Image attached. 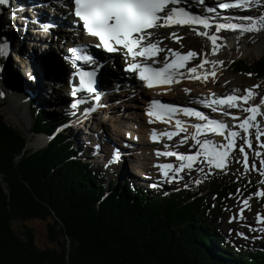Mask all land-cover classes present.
Returning a JSON list of instances; mask_svg holds the SVG:
<instances>
[{
    "label": "trees",
    "instance_id": "1",
    "mask_svg": "<svg viewBox=\"0 0 264 264\" xmlns=\"http://www.w3.org/2000/svg\"><path fill=\"white\" fill-rule=\"evenodd\" d=\"M229 67L262 80L264 54ZM28 104L33 135H51L52 115L36 100ZM26 141L0 115V264H264V243H233L219 229L224 206L256 192V180L232 170L147 196L128 180L115 186L116 177L78 157L68 135L53 134L35 150ZM201 188L206 194L195 196ZM33 218L47 220L55 246L40 249L30 228L14 226Z\"/></svg>",
    "mask_w": 264,
    "mask_h": 264
},
{
    "label": "bare ground",
    "instance_id": "2",
    "mask_svg": "<svg viewBox=\"0 0 264 264\" xmlns=\"http://www.w3.org/2000/svg\"><path fill=\"white\" fill-rule=\"evenodd\" d=\"M43 1H46V0H43ZM214 1L218 2L219 0H214ZM240 1L241 0H235V2H233L235 3L233 9L229 11L228 9L220 10L217 4L215 5L211 4L208 2V0H185L184 2L182 1L180 2L178 0L172 1V5H175V6L182 5L183 7L193 10L194 14L199 19H201L200 25L186 26V25H182L180 21L179 23L178 21H170L169 24H167L166 22L160 20L156 22L155 26H153L151 29H149L148 31H146L145 33L141 35V38H142L141 42H142V45L145 47H153V48L158 49V56L154 58L153 60H160L165 55L170 54L171 50H176L174 47L175 42L171 41L169 39L170 37L171 38L177 37L179 34H184L191 41H196V40L202 41L207 36V38L210 40L211 48L214 54L210 56L208 59L200 60L201 58L199 59V56H198L199 51L197 49L192 50L187 61L183 63L182 65L177 66L175 69V73L177 72L181 73V76L184 78L183 82L178 85L163 88L164 93L168 97L170 96V97L176 98V96L179 93V90H184L185 93H184L183 98L188 97V99H190L194 103H198L197 102L198 100L203 99L204 101H207V103H210V104H213V101H212L213 97H215L216 99L217 98L227 99L229 97L237 96V98H240L241 100H244L246 102L241 104L242 108L236 107L237 103L233 102L235 106L232 107L231 109H228L232 111V113L228 112L227 117H229L231 121L233 120L235 122H236L235 119H238V120L239 119L242 120L243 118L244 119L242 120V122L239 123V125L236 123H232V126L230 127L233 129L240 128V124H241V126L244 127V129H247L248 131L253 132L254 130L252 129L253 127L251 126V123L254 121L255 122L259 121L258 114L259 116H262V114H264V110H262L260 106L256 104V102L259 101L257 99L258 98L257 91L254 92L251 89H249V90L244 91L243 94L240 93L239 91H233L232 87H230L231 82H228L225 84V87H227L228 91H226L222 95H221L222 92L216 93V91H218L216 87L214 89V92H215L214 94L211 93L210 91H209L210 93L201 94L200 92H197L194 89L189 90L192 84H196V85L200 84L201 87L205 85V87L213 88V84L215 83V81H217L224 74V71L220 68V66H217L218 63L220 62V59L222 58V56H224V53H225L224 50H221V49L219 50L217 48L219 44V40H220V37L217 34L218 32L224 31V32H227V34H230V38L227 39V43H225L224 47H226L229 51H231L233 58L242 56L247 52L248 50L247 44L244 41L245 37L250 36L252 40H256L258 37L261 36V34H264V18H259V19L256 18L255 20H252V22H250L249 24H246L245 22L241 23L240 21L241 14L239 11L241 10L251 11V8L249 7L252 5L253 2H251L250 5H248V7L241 8L240 3H239ZM7 2L9 4L4 5L5 13L2 16H0V19L3 17L5 18V21L6 20L16 21V24L23 23V25H26V26L28 22H31L29 23L31 32L19 33L18 36L14 33V35L18 37L19 39L22 38L23 36H26V38L30 40V42L33 44V48H26V49L28 50L29 55H33V54L39 55L38 56L39 62L37 64L38 67L44 68L45 70L48 71L54 65H58V68L62 70L60 60L54 57L55 50H53V48L55 47L57 50H60V48L68 49L69 47H74L81 43H85L89 45V47L91 48L93 52L96 51V54L99 53L98 45L95 42V39L91 36L84 34L80 28H74L71 30L70 29L64 30L63 28H61V31H60L61 34L56 35L57 31L60 30L58 29L60 26L58 25L60 24L59 22L57 23L55 22V25L51 27L45 26L42 22L52 19L51 18L52 14L60 15L61 13L59 12L60 10L56 11V10L51 9L48 6L47 7L43 6L42 0H7ZM40 2H41V5L38 4ZM32 4H34L35 6L32 7ZM43 10H45L47 13L45 14ZM223 11H228L230 23L220 24V23L212 22V21L229 20L227 16L221 13ZM249 16L251 17L252 15H249ZM246 18L247 17L242 19V21L245 20ZM19 19H22V21L19 22L18 21ZM202 19H205V20H202ZM251 19H253V17H251ZM207 20H210L211 22ZM62 22H64V20ZM16 24L14 26L13 24L7 25V29L13 30L14 27H16L17 30L24 29L22 27H18ZM180 26L188 28L190 32H186L185 29L180 28ZM214 29L217 31V33L213 32ZM23 31H26V30L24 29ZM0 37L3 38L6 46H8L13 53L18 52L17 50H19V48L24 49L21 43H17L14 37L9 35L7 32L1 30V28H0ZM49 38L54 40L55 43L52 45H49ZM63 39H66V41H64L65 43L64 46L61 44V41ZM242 42L244 43V45L241 44ZM51 47H52V50H51ZM8 53L9 52L7 51V49L0 43V55L2 57L3 56L5 57L6 55H8ZM141 56L142 54L140 53L139 57L137 55L135 57L139 59ZM116 57L118 59L119 65L128 61V59L126 58L125 54L123 53L121 49L117 50ZM137 59H134V60H137ZM95 60H98V61H95ZM110 63H109V66H107L108 67L107 69L115 71L116 64L113 63V65H110ZM127 63L129 64V62ZM65 65H68V64L65 63ZM93 66H95L96 72L93 78L95 81H93V83L91 84H92V87L95 88V90H94L93 95L92 96L90 95L91 97L98 98V99L101 96L104 97L105 96L104 94L101 95V93L104 90H107V92L114 91L112 93L116 95H122L121 98L124 97L127 91L128 92L134 91L135 96L136 94L138 95L137 96L138 98L136 99L132 98L131 101L134 103L123 105V107H130L132 110L131 113L127 114L128 116H122V117H127V119L129 118V120H125V121L121 119L119 120L118 117H111L109 119V123H110V120L112 121V123H110V129L113 130L114 135H115L113 136L116 137L117 139H114V140L110 139V136L107 135L108 134L107 129L103 128L105 117H100L98 120H96L94 108L87 109L80 116L83 120H86V122H89V119L90 120L92 119V123L95 124L93 125V128L90 129V127H92L91 126L92 123L91 125H87V127H89L91 131H93L94 129L98 130V132L94 133V135L92 136V139L96 138L94 141L98 142V147L96 148V151H99V153H96L98 158H100L99 156L102 150L107 149L105 146H103L104 144L107 146V143H114L116 144V147H123L124 146L122 144L123 136H126V139L129 141L126 144L128 148L135 147L134 149L136 150V152L139 153V155H141L143 158L150 156L149 158L153 160L154 163H156L157 165V168L155 170L156 172L153 173L152 176L160 175L162 173H169V174L174 173V171H172L171 169L172 163H169V165L165 167V169L162 170L158 168V161H155V157H157L160 154L158 153V150H161L162 148L160 143L164 141L163 132H167L166 131L167 129H169L168 130L169 133L173 132V130H175L174 126L171 123H169L168 126H163L162 124H160L159 121H155L152 118L146 117L141 111H139L141 108L143 109V107H141V105L139 104V101H143L144 98H147V97H149V99L157 98L158 90L144 89L139 81H137L136 79H132L131 88L126 90V92L121 91V90L117 91L116 89H114L115 84H116V83L114 84V81L116 80V78L113 77L112 75L110 76L109 74H107V72L105 73L102 71V64L99 61V59L94 58ZM3 70H5L3 67V62L2 63L0 62V72L2 73V76H4L3 78L6 79L7 77ZM16 72L17 71H13V76L11 78L12 81L11 80L10 81L13 82L16 86L21 87L23 91H25L26 88L38 85L39 83L38 78L29 76V74L27 73L28 76L26 77L29 80H26V78L23 79L21 76H19V71L18 73ZM68 76L69 75H67L65 79L64 71L62 70V80L60 81V84L56 83V87L60 88L61 85L64 86L63 92H61V94L56 95V96L53 94L51 95L52 101H56V99L60 97L58 103L65 104L64 106L66 107L70 104L68 100L64 103H62L61 101L64 100L62 95H65L68 98H70L69 93H70L72 84L68 83L67 81ZM54 79L53 78L48 79L49 83L54 82L55 81ZM8 80L9 79L7 78L6 81L9 82ZM0 86L1 87L3 86L1 81H0ZM186 86H188L189 88ZM2 88H0V94H2L1 92ZM29 92L32 94L30 95L32 97L31 100H36V103L39 105V107L43 105L42 107H44L45 109H49V107L47 106V103H49V101H47L45 98L42 99V98L36 97L37 94L38 95L45 94L44 90L41 89L39 91L37 88H30ZM203 92H206V91H203ZM79 93L81 94V89L79 90ZM79 93L77 92L76 93L77 95L75 94L76 97L77 98L83 97V96H80ZM263 93L264 91L261 92L259 96H261V94ZM7 95H9L10 96L9 98H11V104L9 105L11 111L12 112H15V110L17 111L18 102H19L17 100L18 98L13 96L12 93L11 94L7 93ZM70 100H73V99L70 98ZM81 100H84V99L82 98ZM12 101L15 103H13ZM87 102H90V100ZM87 102L80 101L77 103H73V105L71 106V109L74 110L77 107H82L83 105H86ZM224 105L228 106V104L226 103ZM243 105H246V107L243 108ZM103 106L101 105L100 109L97 112H101V114H106L105 112H102V110L104 109L102 108ZM119 106L120 105L118 104L117 107L119 108ZM250 106L252 110H254V112L251 113L250 115H248V113L243 114L242 113L243 109L249 108ZM62 107L63 106H60L58 108H62ZM208 109L210 110L211 108H208ZM236 111L239 113H237ZM182 114L183 116L189 117L184 112ZM190 116H192L193 119H197L199 115H197L196 113H192V115ZM52 119H53V115H52ZM60 119L61 117L59 116V118L56 119V123L54 124V126L57 125V122ZM203 120L204 119H201V121ZM221 121L222 120L216 121V123H218L220 126H216L215 122L213 121L212 123L205 124V126H203L205 127L203 130H196L197 136H198L197 145L200 144L201 148L205 149L206 152L207 151L211 152L214 158H216L218 162H220V160L223 159L224 155H226L225 153L227 152V149L229 147L230 138L235 136L229 131L230 127L227 126L228 124L227 122H230V120L228 119L227 122L223 123V125H221L222 123ZM191 122L195 123L194 120H192ZM260 125H262V123H260ZM66 127L68 130L71 129L72 131H75L74 133H75V136H77V140L79 137V139L88 143L87 141H89L88 139L90 138L87 139L86 137L88 135H86L84 131H82V128H78L77 121H71L68 125H66ZM80 127H82V124H80ZM178 128L179 130L183 132L182 135L186 136L183 139V142L184 141L188 142L189 140L188 136L192 131L191 130L192 127L189 126L188 123H186L184 124V126H181ZM80 131H82V134H79ZM31 133L33 134L32 131ZM39 134H42L43 137L41 138L37 136L33 140H30L31 139L30 138L29 140L26 141L25 148H27V146L30 143H34L36 145H38L39 143H43V142L48 143L44 135L46 134L49 135L50 133L49 134L39 133ZM176 134L177 132L174 133L175 137H176ZM132 136H139V137L138 139H134V137ZM69 139L71 140L72 146L78 148L77 149L79 150L78 155H80L78 157L82 158V160L86 162L87 156L82 146L80 145L78 147L77 141L75 140V138L69 137ZM263 139H264V136H263ZM102 140H106L107 142H103L104 144H102ZM152 141L154 143L156 142L159 144L154 145ZM202 141H204L207 145H203L202 147ZM170 144L174 148L179 150V151H176V153H181L184 151L187 153L186 155L181 153L182 156L180 157V160H183V161L194 160V158L196 157L195 155L196 153L193 152L194 147H191V143L190 144L188 143L184 146H181L183 144H178L177 142H173ZM107 147L110 148L109 146ZM112 150H115V148L110 149L109 151L112 152ZM198 161H199V158H198Z\"/></svg>",
    "mask_w": 264,
    "mask_h": 264
},
{
    "label": "rangeland",
    "instance_id": "3",
    "mask_svg": "<svg viewBox=\"0 0 264 264\" xmlns=\"http://www.w3.org/2000/svg\"><path fill=\"white\" fill-rule=\"evenodd\" d=\"M263 1L264 0H257L252 3L251 11H248L249 15H252L251 17H253L252 20H255L256 18H264ZM18 21L20 22L22 21V19H19ZM29 23L31 22H28L26 26L23 25V23L16 24V21H5V18L3 17L0 19L1 30L7 32L9 35L14 37L17 43H21L22 47H24V49L19 48V50H17L18 52L13 53L10 48L6 46L3 38L0 37V43L9 52L8 55H6L5 57H2L0 55V62H3V67L5 69L3 71L6 77L9 79V82H7V78H3L4 76H2V73L0 72V81L3 85V88L0 86V88H2L1 92L2 94L3 91L6 93L4 99L0 98V114L3 115L4 120L8 124H10L18 132L24 135L26 137V140H29L30 138V140H33L37 136L41 138L43 136L39 133L35 135L31 133L33 118L31 117V114L28 110L29 101L27 99L32 98L30 96L32 94L29 92V89L37 88L39 91L41 89L44 90L45 94H37L36 97L42 99L45 98L47 101H49V103H47L49 109L46 110L49 112V114L53 115L52 121L53 124H55L56 119L59 118V115H57V113L62 109L58 107L62 106V104L58 103L60 97L56 99V101H52L51 95L53 94L56 96L61 94V92H63L64 86L61 85L60 88L56 87V83L60 84V81L62 80V70L58 68V65H54L48 71L44 68L38 67L37 64L39 62V55H29L28 50L26 49L33 48V44L30 42V40L26 38V36H23L19 39L14 35V33L18 36L19 33L31 32ZM9 24H13V26L16 24L18 27H22L26 31H23L24 29L17 30L16 27H14L13 30L7 29V25ZM180 28L185 29L186 32H190L188 28L182 26H180ZM213 32L217 33L215 29L213 30ZM217 34L220 37L217 48L219 50H224L225 53L224 56H222V58L220 59L218 65H216L220 66V68L224 71V74L217 81H215V83L213 84V88L205 87V85L201 87L200 84H192L193 86L191 85V88H189L188 86L186 87H188L189 90L194 89L197 92H200L201 94L210 92L214 94V89L216 87L218 90L216 91V93L222 92V95L226 91H228L227 87H225V84L231 82L230 87H232L233 91H239L243 94L244 91L251 89L254 92L257 91V94L259 96L260 93L264 91V78L260 81H257L249 75L234 74L231 71L229 64L234 63L237 60L253 62L254 60H257V58H259L261 55H263L264 34H261V36L258 37L256 40H252L250 36L245 37L244 41L247 44V52L242 56L234 58L232 57L231 51L224 47L225 43H227V39L230 38V34H227V32L224 31H220ZM172 38L170 37L169 39L173 41ZM177 38L178 40L176 42L173 41L175 42V49L180 51H185L187 49H191L192 51L194 49H197L199 51V59L201 58L200 60L208 59L214 54L211 48L210 40L207 38V36L202 41H191L184 34H179ZM54 43L55 41L49 38V45H52ZM241 44L244 45L243 42ZM54 49L57 50L56 47L53 48V50ZM13 71H17L16 73H18L19 71V76H21L23 79L26 78V80H29L26 77L28 76L27 73L29 74V76L38 78V85L26 88L25 91H23L21 87H18L13 82H11ZM64 75H67L66 71H64ZM50 78H55V81L49 83L48 79ZM112 92H107V90H104L101 95L104 94L105 96H101L99 97V99H94L93 97H91L92 95L90 96L88 94V101L90 100V102H87L86 105H83L82 107L75 108L72 114L81 116L82 113L85 112L87 109L94 108L96 120H98L100 117H105L103 128L107 129V135L110 136V139L114 140L117 138L114 137V132L112 129H110V123H112V121L110 120L109 123V119L111 117H118L119 120L121 119L125 121L127 117L122 116H128L127 114L131 113L132 110L130 107H123V105L131 104L132 98L136 99L138 98V95H133V91H127V95L125 94L124 97L121 98L122 95H116ZM7 93H12L13 96L18 98V108L17 111L15 110V112H12L10 109L9 105L11 104V98H9L10 96L7 95ZM184 93V90H179L177 98H183ZM62 97L64 99L61 101L62 103L66 102L67 100H70V98L65 95H62ZM118 104L120 105L119 108L117 107ZM101 105H104L102 107L104 108L102 112H105L106 114H101V112H97L100 109ZM245 106L246 105H243V108H245ZM139 111H142V108ZM245 111L246 109H243V113L246 114ZM235 120L236 122L232 120V123H236L239 125V123L242 122L241 119ZM90 122L92 123V120ZM258 122L254 121L251 123V126L253 127L252 129L254 131L256 130L255 132L253 131L254 133L248 131L247 129H244L241 124L240 128L233 129L230 127L232 126V123L227 122V126L230 127L229 131L235 136L230 138L229 147L227 149V152L225 153L226 155H224L223 159L220 160V162H218L216 158H214L211 152H206V150L201 148L199 144L197 146H193V152L196 153V157L194 158V160L171 162V169L172 171H174V173L171 174L162 173L160 175L152 176V174L156 172V163H154L153 160L149 158L150 156L143 158L141 155H139V153L136 152V150L134 149L135 147L128 148L126 144L129 141L126 139V136H123V147H116V144L114 143H107V146L110 147L108 148L103 143L107 141L102 140V144H104L103 146H105L107 149L102 150L99 156L101 158L100 162H102V164L104 165V167L101 168L102 170L100 171L105 174V177L107 179L116 177V180L114 182L115 186L120 184L121 181L128 180L135 187L147 189V196H150L151 190L153 189H181L187 187V185L191 186L192 183L193 185H200L201 183H203L201 182L203 181V178L206 177L208 174L212 175L217 173L224 175L232 172L233 170L235 176L238 178L242 177V175H246L250 179L256 180L260 184V186L256 192H250L246 196L242 197L236 196L224 206L225 210L221 218L222 222L219 229L221 232H223L224 235H226V237L233 241V243L246 244L257 247L261 243H264V204L259 203V198L264 196V122H261L260 120ZM260 123H262V125H260ZM93 125L95 124L92 123V127L90 128H93ZM70 131L72 130L70 129ZM89 131L91 130L89 129ZM62 133L68 135L67 133H69V131L64 130ZM79 134H82V131H80ZM68 136L70 137V135ZM132 137H134V139H138L139 136ZM75 138L77 140V136H75ZM77 141L83 142L81 139H79V137ZM46 144L47 143L45 142L39 143L38 145L30 143L27 146V149L35 150L41 148ZM77 145L78 147L80 146L78 142ZM203 145L207 144L202 141V147ZM114 148H118L119 151H109L110 149ZM206 192L207 190L205 188H201L195 196H203L204 194H206ZM14 226L19 232H23L25 230V227L30 228L33 236V241L35 245L40 249L55 246V243L49 240V236L47 233V220L45 219L33 218L24 221H15Z\"/></svg>",
    "mask_w": 264,
    "mask_h": 264
},
{
    "label": "water",
    "instance_id": "4",
    "mask_svg": "<svg viewBox=\"0 0 264 264\" xmlns=\"http://www.w3.org/2000/svg\"><path fill=\"white\" fill-rule=\"evenodd\" d=\"M5 96H6V93L3 91V94H0V98L1 99H4L5 98ZM1 116H2V119H3V121L4 122H6L5 120H4V117H3V115L2 114H0ZM7 123V122H6ZM8 124V123H7ZM10 125V124H9ZM11 126V125H10ZM12 127V126H11ZM15 129V128H14ZM24 136V135H23ZM24 138L26 139V137L24 136ZM25 147H26V144H25ZM24 147V148H25Z\"/></svg>",
    "mask_w": 264,
    "mask_h": 264
}]
</instances>
